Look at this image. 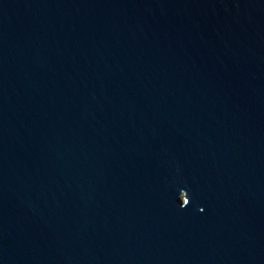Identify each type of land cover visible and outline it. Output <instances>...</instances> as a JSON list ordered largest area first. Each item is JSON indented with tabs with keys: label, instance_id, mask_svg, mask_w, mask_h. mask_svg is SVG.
<instances>
[{
	"label": "water",
	"instance_id": "obj_1",
	"mask_svg": "<svg viewBox=\"0 0 264 264\" xmlns=\"http://www.w3.org/2000/svg\"><path fill=\"white\" fill-rule=\"evenodd\" d=\"M0 264H264V0H0Z\"/></svg>",
	"mask_w": 264,
	"mask_h": 264
}]
</instances>
